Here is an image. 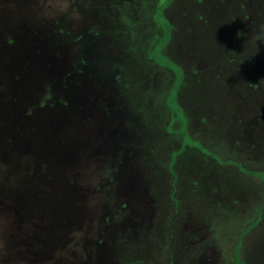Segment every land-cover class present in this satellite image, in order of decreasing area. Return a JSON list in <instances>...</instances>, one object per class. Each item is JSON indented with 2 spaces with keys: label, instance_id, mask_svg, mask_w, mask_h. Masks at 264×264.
<instances>
[{
  "label": "rangeland",
  "instance_id": "rangeland-1",
  "mask_svg": "<svg viewBox=\"0 0 264 264\" xmlns=\"http://www.w3.org/2000/svg\"><path fill=\"white\" fill-rule=\"evenodd\" d=\"M128 260L264 264V0H0V264Z\"/></svg>",
  "mask_w": 264,
  "mask_h": 264
},
{
  "label": "trees",
  "instance_id": "trees-1",
  "mask_svg": "<svg viewBox=\"0 0 264 264\" xmlns=\"http://www.w3.org/2000/svg\"><path fill=\"white\" fill-rule=\"evenodd\" d=\"M111 8V10H112V7H110ZM195 9V8H194ZM196 12H194V14H195ZM114 16H113V14H112V16H111V20H113L114 18H113ZM164 20L166 21V19H165V17H164ZM167 22V21H166ZM258 20H251V26H250V28H252V29H254V30H256V28L258 27L259 28V25H261V21H259L258 23ZM88 27L89 28H91L92 26H95V25H91V24H89L88 23ZM166 25L167 26H169V24L168 23H166ZM170 27V26H169ZM93 29H97V31H102V32H105L106 34H108V33H110V32H112V31H115L116 29H117V27L116 26H114V29L112 30V31H110L109 29H104V28H102L103 30H101V29H98V28H95V27H92ZM171 28V27H170ZM169 30V29H168ZM193 30H195L194 28H193ZM132 31V37H133V34H134V32H133V30H131ZM166 31H167V29H166ZM192 31V29L191 30H189L188 32H191ZM174 32H176L175 30L173 31V34H174ZM245 32L246 33H244L243 31H242V33H240V35L241 36H243V34H244V37H246L247 38V29L245 30ZM250 32V31H249ZM170 34H172V32H170L169 33V35ZM240 36V37H241ZM189 37L191 38V40L193 41V43H194V46H195V43H196V41H195V37L193 36V35H189ZM243 37V38H244ZM174 38H175V35H172V38H170L171 39V41L172 40H174ZM249 39V38H248ZM131 40H132V38H131ZM131 43V42H130ZM140 45H141V42H140ZM250 45H252V42H251V40H248V44L246 45V47H245V49L248 51L249 49H250ZM129 47V49H130V45L128 46ZM247 47H248V49H247ZM194 48V47H193ZM139 49H140V46H139ZM160 55V58H162V59H164V61H166V63H167V65H171V66H173L174 68H176V67H179V65L176 63V62H174V61H172L171 59H169V58H167V57H165L164 55H162L161 53L159 54ZM166 65V64H165ZM164 67H166V66H164ZM181 67V66H180ZM168 68V67H167ZM170 69V68H169ZM170 70H172V69H170ZM173 73H174V71H173ZM174 75H176L175 73H174ZM166 76L168 77V75L166 74ZM168 92H169V90L167 91V93H165V96L168 94ZM180 107H181V105H180ZM141 120H142V118H141ZM189 132V131H188ZM190 133V132H189ZM179 135V134H178ZM171 168H173V167H171L170 166V170H171ZM260 215L258 214V215H256V217H257V219H258V217H259ZM236 257V260H238L239 259V255H237V256H235ZM123 264H142L141 263V261H139V260H128V261H126V262H124ZM241 264V263H240Z\"/></svg>",
  "mask_w": 264,
  "mask_h": 264
}]
</instances>
